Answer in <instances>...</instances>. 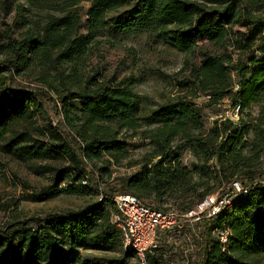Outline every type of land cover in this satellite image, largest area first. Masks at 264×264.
Returning <instances> with one entry per match:
<instances>
[{"label":"trees","instance_id":"1","mask_svg":"<svg viewBox=\"0 0 264 264\" xmlns=\"http://www.w3.org/2000/svg\"><path fill=\"white\" fill-rule=\"evenodd\" d=\"M6 1L14 8L15 19L9 41L0 47L10 64L0 67V143L13 124L48 118L36 93L8 85L15 84L13 72L32 77L36 71V81L58 94L68 127L79 123L83 145L77 148L47 119L43 130L47 142L30 145L28 136L19 134L3 145L4 150L30 161L64 160L68 165L57 173L56 183L72 176L76 180L70 191L83 195L98 191L106 198L83 211L57 216L21 221L12 215L0 228V264H102L87 258L83 250L121 246V230L112 222L116 193L132 194L144 202L150 195L158 201L172 195L178 208L191 210L232 181L264 182V14L250 11L251 0ZM82 3L91 5L86 32H82ZM141 27L185 52L199 50L200 65L192 67V77L181 85L189 86L193 94L212 96L209 103L228 98L233 110L237 105L241 108L238 119L218 117L207 126L202 109L190 96L146 113L130 82L104 81L99 69L80 71L78 65L86 64L97 31ZM236 27L244 31L235 32ZM6 72H11L8 79ZM5 80H9L7 87ZM75 101L81 107L74 111ZM253 106L259 107L257 115L251 112ZM144 126L155 129L133 136L150 141L154 152L141 172L120 178V189H102L100 179L104 174L111 178L113 172L101 167L97 176L87 163L105 160L110 165L122 159L128 144L119 135ZM185 152L196 161L184 165ZM59 189L50 186L33 197H48ZM222 222L232 231L225 253L212 236L213 226ZM196 228L205 241L200 264H264V185L252 186L247 196L235 200L231 212ZM134 256L125 251L118 259L103 261L129 264ZM150 261L162 264L163 259Z\"/></svg>","mask_w":264,"mask_h":264},{"label":"rangeland","instance_id":"2","mask_svg":"<svg viewBox=\"0 0 264 264\" xmlns=\"http://www.w3.org/2000/svg\"><path fill=\"white\" fill-rule=\"evenodd\" d=\"M250 11L255 15L264 14V0H251ZM82 11V22L86 32L88 28V12L91 10L89 3H82L79 6ZM15 10L7 4L6 0H0V47L7 44L8 36L14 29ZM244 31L240 27L234 29ZM95 40L89 48L90 54L84 66L78 65L80 71L85 72L99 69L101 79L104 81L130 82L132 90L141 97V107L148 113L157 109L158 106L171 102L176 98L190 96V98L202 109V117L207 126L218 117L234 118L233 104L228 98L221 99L217 104L209 103L211 99L206 94L192 93L189 86H182L192 77V67L199 66L201 58L199 50L193 53L180 50L170 42L155 39L154 36L145 28H132L126 31H115L112 28L100 29L95 34ZM238 54H235L237 58ZM9 55L0 54V67H7ZM10 66V64H9ZM35 73L32 77L12 73L15 84L9 86L26 88L36 93V98L40 99L43 109L48 113L53 128H60L69 140L75 143L77 148L83 145L82 139L78 135L79 123H73L76 128L68 127L65 115L62 113L63 104L54 89L36 81ZM11 73V72H10ZM6 72L7 79L10 77ZM24 74V73H23ZM235 82L238 81L236 73H231ZM6 79V80H7ZM4 81V87L7 82ZM74 111L81 107L79 101L72 103ZM253 115L259 112L258 106L251 109ZM45 117L24 119L12 125L6 140L0 143V228L11 221L12 215L21 221L32 218H42L45 216H57L67 212L83 211L86 208L99 204L100 195L98 191L91 194H78L70 191V185L75 183L76 178L65 177L63 181H55L56 175L67 167L68 163L64 160H40L30 161L7 153L4 150L5 143L11 137L19 134L28 136L27 144L48 141L43 130L49 121ZM73 128V129H72ZM144 126L134 131H123L119 135L120 140L127 142L128 147L124 151V156L118 161L107 163L105 160L94 163H87L90 170L95 171L101 167H108L113 172L112 177L105 174L102 179V189H120L119 179L130 177L141 172L142 166L154 152L151 142L142 138L134 137V133H143L146 130H154ZM180 144H183L180 143ZM109 160V159H108ZM157 161V160H155ZM192 154L185 152L182 163L184 165L195 162ZM261 180H264V175ZM58 185L59 192L48 197L34 198L33 195L40 193L43 189ZM65 190V191H64ZM118 193H116L117 195ZM158 201L154 195H150L146 200L149 204H160L164 202L168 206L178 205V201L172 195H168ZM113 222V221H112ZM87 258H94L102 261L103 259H118L125 253L124 246L115 248L95 249L92 246L83 250ZM178 253V250H177ZM179 258V255L177 256ZM129 264L134 263V259H129Z\"/></svg>","mask_w":264,"mask_h":264},{"label":"built area","instance_id":"3","mask_svg":"<svg viewBox=\"0 0 264 264\" xmlns=\"http://www.w3.org/2000/svg\"><path fill=\"white\" fill-rule=\"evenodd\" d=\"M234 89L238 90L239 86ZM207 97L211 99V96ZM235 108L233 111L237 120L241 108L239 105ZM259 182L232 181L215 193L206 195L191 210L171 205L159 208L132 194H117L113 199L117 212L112 221L121 230L125 251L135 255L133 264H152L151 259H163L162 264H200V252L205 241L196 227L206 222L214 223L221 214L231 212L236 199L247 196L252 186L264 185V182ZM82 184L85 186L87 181ZM105 198L101 193L99 201ZM212 236L220 242L222 252H227L232 243V231L226 223L213 226Z\"/></svg>","mask_w":264,"mask_h":264}]
</instances>
